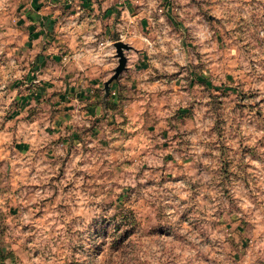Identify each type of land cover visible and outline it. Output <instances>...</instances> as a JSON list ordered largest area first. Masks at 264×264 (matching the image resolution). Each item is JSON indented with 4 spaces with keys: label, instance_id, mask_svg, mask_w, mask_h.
<instances>
[{
    "label": "rangeland",
    "instance_id": "obj_1",
    "mask_svg": "<svg viewBox=\"0 0 264 264\" xmlns=\"http://www.w3.org/2000/svg\"><path fill=\"white\" fill-rule=\"evenodd\" d=\"M182 1L95 132L26 100L36 0H0V264H264V0Z\"/></svg>",
    "mask_w": 264,
    "mask_h": 264
},
{
    "label": "crops",
    "instance_id": "obj_2",
    "mask_svg": "<svg viewBox=\"0 0 264 264\" xmlns=\"http://www.w3.org/2000/svg\"><path fill=\"white\" fill-rule=\"evenodd\" d=\"M34 6L24 18L26 65L33 69L27 70L25 98L62 99L80 106L50 115L60 124L66 118L73 123L84 118L85 127L95 132L90 121L100 116L102 89L118 65L114 44L122 37L131 48L125 53L126 70L110 84L116 90L133 60L148 51L154 33L164 35L169 22L188 9L181 0H36ZM35 122L26 124L35 128Z\"/></svg>",
    "mask_w": 264,
    "mask_h": 264
},
{
    "label": "water",
    "instance_id": "obj_3",
    "mask_svg": "<svg viewBox=\"0 0 264 264\" xmlns=\"http://www.w3.org/2000/svg\"><path fill=\"white\" fill-rule=\"evenodd\" d=\"M114 48L116 51V58L118 59V65L115 68L111 78L107 82H105V84H104V90H105L106 94L108 93V88H109L110 84L113 81L117 80L118 77L120 76V74L126 70L127 60H126L124 52L129 51L131 49L130 46H128L127 44H125L123 42H116L114 44Z\"/></svg>",
    "mask_w": 264,
    "mask_h": 264
},
{
    "label": "built area",
    "instance_id": "obj_4",
    "mask_svg": "<svg viewBox=\"0 0 264 264\" xmlns=\"http://www.w3.org/2000/svg\"><path fill=\"white\" fill-rule=\"evenodd\" d=\"M123 38L122 37H120V41L122 40Z\"/></svg>",
    "mask_w": 264,
    "mask_h": 264
}]
</instances>
